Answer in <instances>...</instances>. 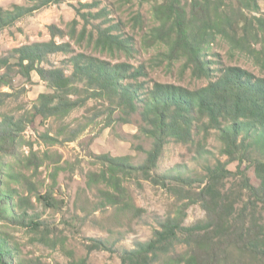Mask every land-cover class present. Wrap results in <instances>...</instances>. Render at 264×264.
<instances>
[{
    "label": "rangeland",
    "instance_id": "rangeland-1",
    "mask_svg": "<svg viewBox=\"0 0 264 264\" xmlns=\"http://www.w3.org/2000/svg\"><path fill=\"white\" fill-rule=\"evenodd\" d=\"M94 1L97 6L84 11L100 10L101 14L98 18H91L86 38L77 41L69 35L58 36L57 42H69L76 53L93 54L113 63L127 62L136 67L144 65L148 76L141 77L140 81L146 83V88L152 87L155 82L190 89L209 83V78H199L193 74L192 68H186L185 59L170 60L166 45L151 43L150 33L158 23L153 13V2L150 1L65 0L45 6L2 30L0 57L10 56L14 48L24 44L50 40L48 26L51 24L68 32L70 22L77 18V30L80 32L84 21L78 16L76 8L80 7V2ZM14 4L29 6L33 2L0 0V6L5 9H11ZM258 4L260 10L247 11L249 15L264 16V0H258ZM101 25H114L117 28L115 32L123 38L132 37V52L100 51L90 43L89 34L96 35V29ZM255 46L258 49L261 47L259 44ZM70 57L71 54L54 53L43 65L46 68H64L70 75ZM205 58L210 62L212 79L214 76L216 78L220 67L229 65L241 66L258 77H264L261 61L249 53L234 49L221 35L216 36ZM4 71V68L0 69V72ZM11 76L12 85L1 88L8 95H0V119L8 114L23 120L26 125L16 154H5L2 161L11 162L15 172L26 175V179L22 178L20 183L11 186L18 188L17 196H23L31 203L26 204L23 210L16 208L13 213L0 218V238L6 240L16 252L17 264H73L83 258H86L87 264H121L122 250L135 248L138 241L150 240L169 216L179 215L180 211L185 210L183 224L187 226L208 219L201 202L192 201L191 198L204 186L208 166L217 165L218 162L226 163L233 172L225 179L226 188L237 198L241 196L235 204L230 223L235 227L257 222L263 226L260 232L264 234V203L258 201L253 207V204H249L251 193L241 188L242 172H246L254 186L260 185L254 162L264 160L260 154L250 155V161L240 165L239 160L230 161L228 155L223 153L224 144L218 130H211L206 137L207 133L199 132L192 143L170 139L157 162L155 173L170 176L168 182L178 189L156 184L142 173H135L124 184L133 204L143 211L139 215L136 211H121L102 195L100 190L105 186H89L88 177L91 172L100 171L101 163L97 156L101 154L125 157L135 165L144 163L147 152L153 146V139L141 129L144 123L140 113L128 114L105 98L88 97L84 90L73 95V98L80 97L81 100L86 98L84 104L74 108L67 116L33 118L32 108L40 93L53 90L35 71L27 78L16 67ZM78 86L84 88L83 83H78ZM46 134L57 141L45 137ZM31 151L34 152L31 167H25L23 162L21 167L15 156L19 154L25 159L31 155ZM38 163L40 165L36 168ZM0 170L3 171L2 168ZM174 176H184L188 178V183L182 186L181 182L173 179ZM36 194H48L52 200L50 203L38 201ZM244 207L245 215L239 220ZM24 210L27 211L25 219ZM30 219L35 222L31 223ZM93 239L106 240L112 249H90ZM186 249L185 245L177 244L170 254ZM217 255L220 264H258L252 261L250 254L234 246L222 249ZM166 256L161 255L155 264H163Z\"/></svg>",
    "mask_w": 264,
    "mask_h": 264
},
{
    "label": "trees",
    "instance_id": "trees-1",
    "mask_svg": "<svg viewBox=\"0 0 264 264\" xmlns=\"http://www.w3.org/2000/svg\"><path fill=\"white\" fill-rule=\"evenodd\" d=\"M31 1L32 5L14 4L11 9L0 6V33L24 16L65 0ZM136 1L153 2L158 25L150 33L151 43L166 45L170 60L185 59V67L192 68L195 76L210 79L207 85L190 89L155 82L152 87L146 88V83L140 81L141 77L148 76L144 65L136 67L127 62L113 63L93 54L76 53L69 42H57L58 36L69 35L77 41L86 38L91 18H98L101 14L100 10L84 11L96 7L94 1L80 2V7L76 8L78 16L84 21L80 32L77 30V18L70 22L68 32L51 24L48 26L50 40L24 44L14 48L10 56L0 57V69H5L0 72V95H8L1 88L12 85L11 72L17 67L27 78L35 71L53 90L40 93L32 108L33 118L67 116L74 108L84 104L86 98H73V95L84 90L88 97L105 98L128 114L139 112L144 123L141 129L153 139V146L147 152L144 163L135 165L125 157L101 154L97 156L101 163L100 171L91 172L88 177L89 186H105L100 191L108 203L121 211H136L139 215L143 210L133 204L124 181L135 173H142L156 184L177 190V186L168 182L170 176L155 173L157 162L170 139L192 143L195 134L204 132L207 133L206 137L211 130H218L224 144L223 153L228 155L230 161L239 160L240 165L250 161L252 154H260L264 158V77H258L241 66L229 65L220 67L218 75L212 79L210 62L205 58L216 36L221 35L234 49L255 56L264 67V16L249 15L247 12L260 10L258 0ZM115 30L114 25H101L97 27L96 35L90 33L88 39L100 51L113 53L114 50H122L131 53L132 37L123 38ZM258 44L261 46L259 49L255 46ZM58 52L71 54L70 75L61 67H44L43 63L48 57ZM12 58L15 60L12 61ZM78 83H83L84 88L81 89ZM25 125L23 120L8 114L0 119V168L3 169L0 170V218L13 213L16 208L23 210L26 204L31 203L27 198L17 196L18 188L11 186L20 183L22 178L26 179V175L15 172L11 162L2 161L3 155L16 154L23 141L21 134L25 131ZM45 137L57 141L49 134ZM32 156L33 151L25 159L17 154L15 160L21 167H31L34 162ZM254 162L260 185L254 186L246 172H242L241 179V188L251 193L249 204H253V207L258 201L264 203V160ZM231 175L233 172L226 163L208 166L204 186L191 198L192 201L201 202L208 219L187 226L183 224L185 210L180 211L179 215L169 216L150 240L138 241L132 249L124 248L121 264H155L161 255H167L163 264H220L217 254L231 246L250 254L253 262L264 264V234L260 232L263 226L256 222L234 227L230 223L235 204L241 199V196L237 198L226 188L225 179ZM173 179L181 182L182 186L188 183V178L184 176H174ZM35 196L38 201L50 203L52 200L48 194ZM245 207L239 220L245 215ZM26 216L27 211L24 210V219ZM30 222L35 221L30 219ZM93 240L90 249H112L106 240ZM177 244L185 245L187 249L170 254ZM16 260V252L6 240L0 238V264H17ZM73 264H87V261L83 258Z\"/></svg>",
    "mask_w": 264,
    "mask_h": 264
}]
</instances>
